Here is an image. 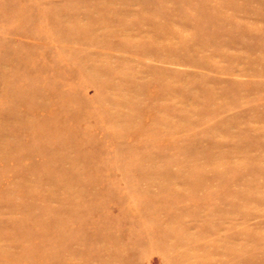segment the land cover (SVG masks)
Here are the masks:
<instances>
[{
    "label": "rangeland",
    "instance_id": "374dc122",
    "mask_svg": "<svg viewBox=\"0 0 264 264\" xmlns=\"http://www.w3.org/2000/svg\"><path fill=\"white\" fill-rule=\"evenodd\" d=\"M0 264H264V0H0Z\"/></svg>",
    "mask_w": 264,
    "mask_h": 264
}]
</instances>
